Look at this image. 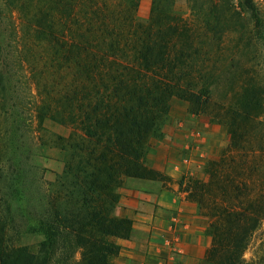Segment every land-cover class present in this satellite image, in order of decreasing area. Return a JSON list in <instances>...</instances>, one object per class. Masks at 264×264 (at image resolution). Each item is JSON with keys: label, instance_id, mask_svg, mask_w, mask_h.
<instances>
[{"label": "trees", "instance_id": "trees-1", "mask_svg": "<svg viewBox=\"0 0 264 264\" xmlns=\"http://www.w3.org/2000/svg\"><path fill=\"white\" fill-rule=\"evenodd\" d=\"M188 5L189 16L152 0L141 18L140 0H0V264H112L120 245L110 237L130 230L114 214L115 187L151 171V138L176 96L227 129L207 180L189 189L211 218L202 263L264 264V236L245 255L264 222V181L250 180L264 147L236 151L264 118V18L256 0ZM244 52L252 64L235 65ZM45 119L80 129L48 136L67 156L54 181L30 163ZM212 186L224 202L208 205ZM24 229L45 233L36 251L12 240Z\"/></svg>", "mask_w": 264, "mask_h": 264}, {"label": "rangeland", "instance_id": "rangeland-1", "mask_svg": "<svg viewBox=\"0 0 264 264\" xmlns=\"http://www.w3.org/2000/svg\"><path fill=\"white\" fill-rule=\"evenodd\" d=\"M151 1L152 0H140L138 14L141 18H145L149 15ZM256 1L264 18V0ZM175 4L182 10L184 15H190L188 0H175ZM234 35L232 37H234ZM234 38H230L227 41L226 49L229 51L233 50L237 44ZM243 54L244 55H241L238 62H234L235 65H241L242 67L243 64H252L249 56L246 55L245 52ZM75 131L80 132V129L76 125L61 124L50 119L44 120L39 131V133L44 134V143L42 138V143L39 147L35 148L30 158V163L35 165L38 169L41 168V176H43L46 181H54L57 176L63 172L65 159L67 157L65 156L66 151L62 148L61 142L59 144H54L48 136L52 132L61 136H68L71 132ZM227 140V129L223 123L211 121L209 120V116L203 113L196 114L192 112L185 100L177 96L173 97L170 116L165 122L161 133L151 138L152 148L147 153L144 161L146 168L151 171L146 174L145 177H126L119 186L115 187L120 197L118 204L114 208V214L119 217L128 218L130 220V230L125 236L110 237L111 240L119 244L117 242L118 239L130 238L135 233L134 227L136 220L145 216V213H153L154 215H159L166 219V215L156 213L157 208L153 209V206L150 204L151 202H155L154 199L158 193V197L162 196L166 198L170 196L174 200L183 201L185 203L183 205V210L187 212H192L193 209H191V204L196 207L195 224L202 229L200 235H198L197 243L203 246L205 243H211V237L206 232L207 225L211 218L199 212L195 201L190 198L189 189L193 178L207 180L208 176L205 173V167L209 160L221 155L222 151L225 150L227 146ZM250 146L264 147V118L262 123L254 124L253 127H251L250 141L246 148L236 151L242 153L247 151ZM262 151L263 159L256 162L262 163L260 174L250 173V180L257 178L259 181H264V150ZM242 158L241 156L239 159L242 160ZM230 173L228 172V176L231 175ZM215 188V186L210 187V191L206 194L208 205H211L213 202L222 203L225 200L223 195L216 193ZM19 197L22 198V196ZM23 198L25 197L23 196ZM24 201L25 200H18V203H20L18 206H26ZM23 209L24 208H19L18 212H20V210L24 212ZM14 212L16 214L15 216L18 218L17 210ZM176 216L178 221L172 218V222H177V224L182 223L180 216ZM191 218H193V216ZM159 222V224H156V227L158 226L161 228L159 231L165 233L163 229L169 230L170 223H168V220L164 221L162 219ZM172 225L176 226L175 223H172ZM178 228L180 229L179 226ZM170 231L176 233L175 229H170ZM10 234L13 236L12 240L16 245L28 246L33 251L38 249V244L45 237V233L42 231H32L28 229H24L19 233L18 238L14 237L16 236L14 233ZM168 234L169 233H167V235ZM263 236L264 222L262 228L256 231L252 236L248 248L245 251L247 258L257 256L259 243ZM170 238L171 239L168 240L170 242H167V244L170 245L173 241L183 242L186 240L184 233L170 236ZM119 254L120 250L110 257L112 264H116V258ZM180 259V262L182 260V263L186 264L187 258ZM164 264H167V262ZM189 264H203L202 258L199 260L190 259Z\"/></svg>", "mask_w": 264, "mask_h": 264}, {"label": "crops", "instance_id": "crops-1", "mask_svg": "<svg viewBox=\"0 0 264 264\" xmlns=\"http://www.w3.org/2000/svg\"><path fill=\"white\" fill-rule=\"evenodd\" d=\"M157 194L155 199L153 198L155 202L150 204L153 209L157 208L156 213L166 215L167 218L164 219L153 213H145V216L138 218L135 222V233L130 238L117 240L121 249L116 258V264H164L165 262L167 264H183L182 258H187L185 263L189 264L190 259L199 260L203 258L210 243H205L204 246L197 243L198 235L202 229L195 224L196 207L191 204L193 210L187 212L183 210L185 204L183 201L174 200L170 196L158 197ZM176 215L180 216L182 223L172 222V218L178 221ZM192 216L193 218H191ZM162 219L168 220L170 223L169 230L163 229L165 233L159 231L161 228L156 227V224H159ZM172 223H175L176 226H173ZM170 229H175L176 233ZM167 233L169 234L167 235ZM181 233H184L185 241H173L171 245L167 244L170 242L168 240L173 238L170 236L181 235Z\"/></svg>", "mask_w": 264, "mask_h": 264}]
</instances>
